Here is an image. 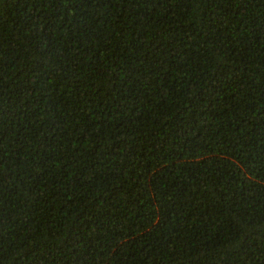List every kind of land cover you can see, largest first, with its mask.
I'll return each instance as SVG.
<instances>
[{"label": "trees", "instance_id": "obj_1", "mask_svg": "<svg viewBox=\"0 0 264 264\" xmlns=\"http://www.w3.org/2000/svg\"><path fill=\"white\" fill-rule=\"evenodd\" d=\"M0 264H264V0H0Z\"/></svg>", "mask_w": 264, "mask_h": 264}]
</instances>
